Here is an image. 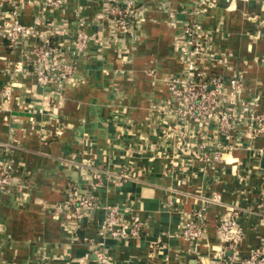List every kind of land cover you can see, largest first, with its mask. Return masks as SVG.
I'll return each instance as SVG.
<instances>
[{
  "label": "crops",
  "instance_id": "crops-1",
  "mask_svg": "<svg viewBox=\"0 0 264 264\" xmlns=\"http://www.w3.org/2000/svg\"><path fill=\"white\" fill-rule=\"evenodd\" d=\"M137 3L124 39L113 34L103 0H65L45 11L42 0H0V161L10 159L20 175L17 191H0V264H98L91 243L108 264H238L229 249L221 253L216 229L230 207L245 234L239 254L264 247V135L253 137L243 124L228 136L182 118L169 88V78L185 74L182 27L195 20L211 39L199 67L240 77L242 98L264 116V0ZM14 10L33 29L25 58L5 36ZM79 19L97 39L76 58L71 81L43 86L29 49L47 38L71 44ZM203 135L221 143L220 159L203 160ZM95 170L105 177L93 186ZM75 190L98 201L81 220L71 205ZM111 206L126 220L138 217L140 235L101 232ZM197 211L206 234L193 251L181 224Z\"/></svg>",
  "mask_w": 264,
  "mask_h": 264
},
{
  "label": "built area",
  "instance_id": "built-area-1",
  "mask_svg": "<svg viewBox=\"0 0 264 264\" xmlns=\"http://www.w3.org/2000/svg\"><path fill=\"white\" fill-rule=\"evenodd\" d=\"M107 8L106 17L110 23L113 34L124 39L131 35L133 25L140 9L137 0H103ZM43 11L47 8H60L65 0H42ZM13 21L5 30L6 39L15 47L19 46V52L25 58L26 38L32 34L33 29L20 22L18 11L14 10ZM85 21L79 19V29L73 38V42H53L45 39L31 46V65L36 73L40 84L48 85L52 81L59 83L61 87L71 81L77 67L76 58L88 46L89 42L97 39V35L87 32ZM183 36L187 40L186 49L183 50L185 61V74L169 78V88L175 103L178 105L176 111L182 118H191L207 125L215 124L219 133L230 136L237 131L240 125H247L248 133L253 137L264 135V116L255 114V106L242 98L243 81L240 77L224 80L222 77L209 75L205 69L199 67V57L203 56L209 49L211 39L209 34L203 30L195 20L187 21L182 27ZM69 44V45H68ZM21 46V47H20ZM21 64V63H20ZM64 88V87H63ZM9 96L8 90L5 93ZM240 105L249 111L247 117L236 113L235 109ZM156 105H153V110ZM173 113V111H170ZM200 143L201 156L209 162L221 158V143L210 145L207 136H202ZM175 164V163H173ZM19 173L10 159L0 161V191L3 193H14L18 189ZM105 174L101 170L92 172L93 186L102 182ZM71 205L74 209V217L81 220L88 217L98 206V201L87 190L72 191ZM62 208L61 205L57 207ZM264 222V203L258 211ZM235 208H228V213H223L217 222L216 229L224 248L233 252L231 261L238 264H264V247H257L242 257L239 247L243 243L245 234L237 221ZM118 226V228H116ZM143 222L135 217L126 220L118 207L111 206L107 209L105 223L101 229L115 237H133L141 233ZM3 230L0 221V231ZM181 234L188 243L191 250L196 251L197 245L206 234V222L201 212L188 214L183 218ZM94 248L98 264H108V254L97 245L90 244ZM2 259L0 257V263Z\"/></svg>",
  "mask_w": 264,
  "mask_h": 264
}]
</instances>
